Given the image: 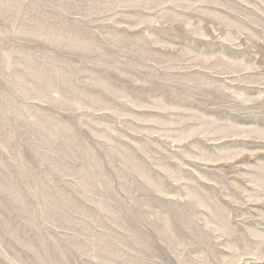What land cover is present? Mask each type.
<instances>
[{"label": "rangeland", "instance_id": "374dc122", "mask_svg": "<svg viewBox=\"0 0 264 264\" xmlns=\"http://www.w3.org/2000/svg\"><path fill=\"white\" fill-rule=\"evenodd\" d=\"M0 264H264V0H0Z\"/></svg>", "mask_w": 264, "mask_h": 264}]
</instances>
